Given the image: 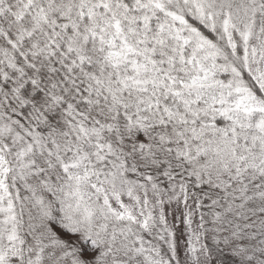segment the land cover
I'll use <instances>...</instances> for the list:
<instances>
[{"label": "snow or ice", "instance_id": "1", "mask_svg": "<svg viewBox=\"0 0 264 264\" xmlns=\"http://www.w3.org/2000/svg\"><path fill=\"white\" fill-rule=\"evenodd\" d=\"M0 264H264V0H0Z\"/></svg>", "mask_w": 264, "mask_h": 264}]
</instances>
